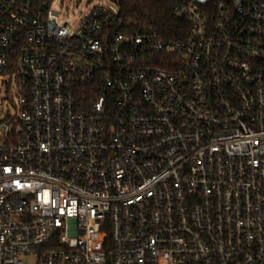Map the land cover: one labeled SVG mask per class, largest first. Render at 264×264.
Segmentation results:
<instances>
[{
	"label": "built area",
	"instance_id": "obj_1",
	"mask_svg": "<svg viewBox=\"0 0 264 264\" xmlns=\"http://www.w3.org/2000/svg\"><path fill=\"white\" fill-rule=\"evenodd\" d=\"M55 1L0 0V264H264V0Z\"/></svg>",
	"mask_w": 264,
	"mask_h": 264
},
{
	"label": "trees",
	"instance_id": "obj_2",
	"mask_svg": "<svg viewBox=\"0 0 264 264\" xmlns=\"http://www.w3.org/2000/svg\"><path fill=\"white\" fill-rule=\"evenodd\" d=\"M176 1L122 0V18L128 26L154 28L158 35L166 39H181L185 36V31L189 30V23L171 13Z\"/></svg>",
	"mask_w": 264,
	"mask_h": 264
},
{
	"label": "rangeland",
	"instance_id": "obj_3",
	"mask_svg": "<svg viewBox=\"0 0 264 264\" xmlns=\"http://www.w3.org/2000/svg\"><path fill=\"white\" fill-rule=\"evenodd\" d=\"M103 4L114 6L109 0H56L52 4V10L57 13L60 19L70 22L73 27H77L95 7ZM16 88V83L12 78H0V119L11 108V97L17 101ZM33 263V259L24 261V264Z\"/></svg>",
	"mask_w": 264,
	"mask_h": 264
}]
</instances>
